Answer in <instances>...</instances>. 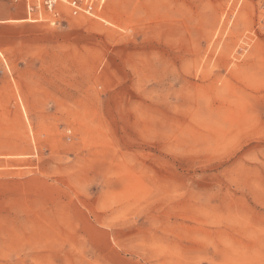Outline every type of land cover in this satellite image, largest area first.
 I'll return each mask as SVG.
<instances>
[{
  "label": "rangeland",
  "instance_id": "obj_1",
  "mask_svg": "<svg viewBox=\"0 0 264 264\" xmlns=\"http://www.w3.org/2000/svg\"><path fill=\"white\" fill-rule=\"evenodd\" d=\"M52 7L0 0V264H264V0Z\"/></svg>",
  "mask_w": 264,
  "mask_h": 264
},
{
  "label": "built area",
  "instance_id": "obj_2",
  "mask_svg": "<svg viewBox=\"0 0 264 264\" xmlns=\"http://www.w3.org/2000/svg\"><path fill=\"white\" fill-rule=\"evenodd\" d=\"M46 4L48 5L49 10L53 9V0H46ZM29 9H31V7H29Z\"/></svg>",
  "mask_w": 264,
  "mask_h": 264
}]
</instances>
